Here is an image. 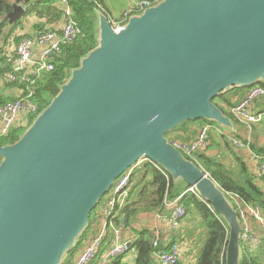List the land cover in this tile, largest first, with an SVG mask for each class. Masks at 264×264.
<instances>
[{
  "label": "water",
  "instance_id": "95a60500",
  "mask_svg": "<svg viewBox=\"0 0 264 264\" xmlns=\"http://www.w3.org/2000/svg\"><path fill=\"white\" fill-rule=\"evenodd\" d=\"M26 10L13 3L9 23ZM98 19L97 46L20 139L0 146V264H63L102 196L145 156L223 216L227 264H240L238 213L167 134L201 118L234 129L214 100L264 81V0H162L117 32Z\"/></svg>",
  "mask_w": 264,
  "mask_h": 264
},
{
  "label": "trees",
  "instance_id": "16d2710c",
  "mask_svg": "<svg viewBox=\"0 0 264 264\" xmlns=\"http://www.w3.org/2000/svg\"><path fill=\"white\" fill-rule=\"evenodd\" d=\"M15 2L27 6L23 18L28 16H38L42 20L45 17L48 18L47 22L37 20L33 27L38 31L48 28L47 23H58L64 19L62 11H60L54 0H0V81L4 72L10 69L11 49L8 46H11L12 43H17L22 37L16 30L20 25L23 27V18L10 24L7 17V13L13 10V3ZM69 2L73 7L80 32L73 43L66 46L59 56L53 58L54 69L46 72L42 79L37 82L35 98L38 102L39 110L36 115L31 117L29 126L51 103L53 98L59 94L61 86L69 80L72 70L81 65L82 58L98 44V12L107 14V0H69ZM136 13L140 14L141 12L137 11ZM257 85L264 86V81ZM250 88L238 87L231 92L220 94L214 100L219 108L223 109L225 114L232 119L234 129H228L221 125L219 126L216 122L201 118L183 121L180 126L170 131L167 136L171 142L188 143L197 137L202 126L206 124L212 125L209 143L206 148L196 152L193 157L185 156L210 173L216 184L228 196L237 213L238 208L232 203L229 197L230 194H234L239 200L261 206L264 214V176L258 178L252 174L247 165L246 156L244 157L243 153H238L229 139L231 135L237 138L244 137L249 131L247 125L235 118L231 108L245 97ZM3 89L4 86L0 82V105L11 100V98L5 96ZM260 102L264 109V98ZM263 124L264 122L262 121L251 125L253 127L251 146L256 153L262 155H264ZM29 126L27 128L13 127L7 134L0 135V146L17 142ZM143 168L134 176L135 184L127 204L116 212L114 219L116 226H119L123 219L127 222V225H130L140 215L163 212L166 208L164 204L166 198L173 200L190 187L184 179L174 181L168 171L162 167L160 169L155 165L145 163ZM106 195L107 193L102 196L91 211L87 229L67 252L63 264H69L83 248L86 241L95 234L101 220L100 207L106 201ZM183 202L187 205V215L183 221L184 227H189V222L199 221V224L198 227L189 231L188 236L184 233L181 236L183 237L182 239L176 240L179 238L175 236L172 241H186L190 244L188 253L195 259L194 264H227L226 251L229 243V224L223 216L214 212L206 201L192 193H186ZM251 222L258 234L260 244L256 248L250 249L240 238V264H264V226L254 219H251ZM199 230V237H197L198 233L196 231ZM155 237L154 230L149 227L137 231V237L131 243L132 249L137 252L136 264H160L155 255L158 250L153 244ZM111 242L112 239L108 238V243L104 244L100 254ZM161 246H165V243L161 242ZM90 264L100 263L99 260H95ZM110 264L127 263L124 262L123 257H118ZM179 264H182V262Z\"/></svg>",
  "mask_w": 264,
  "mask_h": 264
},
{
  "label": "built area",
  "instance_id": "2783aa9c",
  "mask_svg": "<svg viewBox=\"0 0 264 264\" xmlns=\"http://www.w3.org/2000/svg\"><path fill=\"white\" fill-rule=\"evenodd\" d=\"M54 1L63 13L64 19L61 25L23 35L17 43H14L10 53V69L4 72L0 82L3 86L13 85L12 90L20 98L0 105V135L7 134L16 123L28 121L38 113L39 105L35 98L37 82L46 72L54 69L53 58L59 56L66 46L73 43L80 32L69 0ZM160 1L162 0H129V6L123 12L122 19L112 21V27L116 32L121 30L129 18L137 14V11L142 12L145 8L159 4ZM262 98H264V86L257 85L250 88L245 97L231 108L235 118L247 125L249 131L244 137L237 138L232 135L229 137L235 150L246 156L250 171L258 178L264 176V155L256 153L251 146L253 133L251 125L264 122V110L257 107ZM211 127L212 125L209 124L202 126L197 137L191 142L174 141L172 144L186 156L193 157L196 152L208 145ZM1 161L0 157V163ZM145 163L162 169L152 159L145 156L129 166L126 172L115 180L113 187L106 195V201L100 207L101 220L95 234L86 241L69 264H90L95 260H99L100 264H110L118 257H123L124 260L134 251L131 244L133 238L124 236V231L128 227L127 222L123 219L121 224L116 226L114 219L116 212L127 204L135 184L134 176L140 169H144ZM186 193H192L201 198L196 188L190 186L177 198L173 200L166 198L164 202L166 208L163 212L153 213L152 230L156 235L153 244L158 248L155 255L160 264H179L183 253L190 249V244L186 241L182 244L162 239V228L165 233H169L179 230L182 226L187 215V205L183 202ZM229 197L238 208L239 223L242 227L241 241L250 249L256 248L260 241L251 219L264 226L261 206L239 200L234 194H230ZM210 207L212 208L211 205ZM108 238H111L112 242L100 254L104 244L108 243ZM161 242H164L165 246H161Z\"/></svg>",
  "mask_w": 264,
  "mask_h": 264
},
{
  "label": "crops",
  "instance_id": "0c3cea01",
  "mask_svg": "<svg viewBox=\"0 0 264 264\" xmlns=\"http://www.w3.org/2000/svg\"><path fill=\"white\" fill-rule=\"evenodd\" d=\"M107 3H108V7L106 8V11H107V16L111 19V21H120L122 19V14L123 12L128 8L129 6V0H107ZM24 5V4H23ZM25 7H27L26 5H24ZM33 20H40V21H44V22H47L48 21V18L45 17L43 18V20L38 17V16H33L32 17ZM30 23V22H29ZM29 23H26L24 22V26L23 28L24 29H27L29 28L28 24ZM62 21L58 22V23H52V24H49L47 23V27H56V26H59L61 25ZM21 28V26L19 27V29ZM35 29V28H34ZM38 30L35 29V32H37ZM29 33V32H27ZM237 98V97H236ZM262 103H258L257 107L258 108H261L262 110H264L262 108ZM264 141V139H263ZM139 172V171H138ZM182 227L179 228V230L177 231H172V232H169V233H165V231L163 230L162 228V239L163 240H173L176 236V238H179V239H176V240H180L182 239L183 237H181L185 232L183 231V228H184V222H182ZM154 226V219H153V213H150V214H143V215H140L138 217L137 220L133 221L132 223H130V225H128L127 229L124 231L125 233V237L128 238H133L136 239L137 237V231L138 230H142L143 228H153ZM174 237V238H173ZM179 243H182L184 244L185 242H181V241H177ZM188 243V242H187ZM188 249L183 253L182 257H181V260L180 262H182V264H194L195 262V259L188 253ZM136 257H137V252L134 250L132 251V253H130V255H128V257L126 256L124 258V261L127 263V264H136Z\"/></svg>",
  "mask_w": 264,
  "mask_h": 264
},
{
  "label": "rangeland",
  "instance_id": "374dc122",
  "mask_svg": "<svg viewBox=\"0 0 264 264\" xmlns=\"http://www.w3.org/2000/svg\"><path fill=\"white\" fill-rule=\"evenodd\" d=\"M99 13V12H98ZM32 17L33 16H28V17H26V18H23V20H24V22H26V23H29L28 24V26H29V28H27V29H24L23 27H21L20 29L18 28L16 31H17V33L18 34H21L22 36L23 35H28L27 34V32H29V34H32V33H35V29H34V25H35V23L37 22V20H33L32 19ZM98 21H99V19H97V27H98ZM22 25L24 26V24L22 23ZM21 26V25H20ZM13 46H14V44L12 43V45L11 46H8L10 49H11V51H12V49H13ZM12 88H13V85L11 86V85H6V86H4V89H3V92L6 94L5 96L6 97H9V98H11V100H8L6 103H8V102H11V101H14V100H12V98H14L15 100H17V99H19L20 97L12 90ZM20 119V118H19ZM18 119V120H19ZM31 119V118H30ZM30 119L28 120V121H22V122H18V123H16V125H15V127H24V128H27L28 126H29V122H30ZM264 125V124H263ZM244 157H245V155H243ZM245 159H246V157H245ZM199 221H195L194 223H192V222H189V224H190V226L189 227H184V230H185V235L186 236H188V234H189V231H191V230H193L195 227H198V223ZM183 230V231H184ZM198 234H197V237H199V232H200V230L199 231H196ZM201 236V235H200ZM92 237V236H91ZM90 237V238H91Z\"/></svg>",
  "mask_w": 264,
  "mask_h": 264
}]
</instances>
